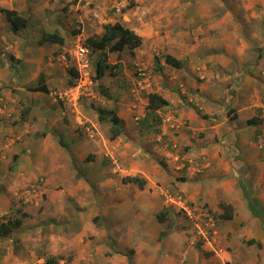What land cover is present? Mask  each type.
<instances>
[{
    "label": "crops",
    "instance_id": "crops-1",
    "mask_svg": "<svg viewBox=\"0 0 264 264\" xmlns=\"http://www.w3.org/2000/svg\"><path fill=\"white\" fill-rule=\"evenodd\" d=\"M97 1L93 9L81 0H0L28 19L14 30L0 11V213L19 201L27 214L0 236L1 263L264 264V223L250 208L257 199L264 209V0H133L120 11L99 10ZM106 11L114 16L100 23ZM108 21L142 37L133 50H98L108 63H126L98 79L108 98L100 107L121 118L115 139L95 100L54 96L72 77L62 56L69 28L76 22L78 32L102 35ZM44 33H58L61 43ZM150 92L168 104L149 107ZM141 120L179 125L153 147L169 165H151L152 150L136 147ZM168 145L188 147L184 163ZM178 167L184 177L170 183ZM168 193L219 215L222 252L218 241H196L193 220ZM221 203L233 206L231 219L220 217Z\"/></svg>",
    "mask_w": 264,
    "mask_h": 264
},
{
    "label": "trees",
    "instance_id": "trees-1",
    "mask_svg": "<svg viewBox=\"0 0 264 264\" xmlns=\"http://www.w3.org/2000/svg\"><path fill=\"white\" fill-rule=\"evenodd\" d=\"M132 5V4H131ZM130 7V6H128ZM0 11L5 13L8 21L11 22L12 28L15 29H24L28 25V19L22 15H20L16 10L7 9L0 7ZM58 33H44V38L49 39L50 41H60L62 38H58ZM88 42L92 46L94 50H122L125 47H128L130 50L138 47L142 43V37L137 34L131 28L123 25L120 22H115L113 24L106 25V31L102 35H93L88 37ZM104 55V53H103ZM101 55L100 58L96 62L97 75L96 79H100L107 71L113 75L115 74L116 65H111L107 62L105 57ZM166 60L174 66L181 67L182 63L176 60L171 55L166 56ZM73 78L70 80V83H75L74 76L75 73L72 70ZM35 89H46L45 85H38ZM149 96V107L151 108H159L168 104V101L159 95L156 92H150ZM98 116L100 120H108L111 123L110 127V138L115 139L122 133V127L120 125L121 118L118 116L117 112L114 109H104L102 107L97 108ZM250 125L256 124V120H250L248 122ZM128 181L136 182L140 188L144 185V180L138 176H129L127 177ZM259 202L257 199H251L250 208L253 214L257 217L262 218V222L264 223V209L258 207ZM223 212L220 214V217L223 219H231L233 217L234 208L232 205H228L225 203L220 204ZM22 216L19 218L11 219L9 218L6 221L0 222V236L7 237L10 236L11 233L18 227H20L23 223V218L27 215L25 212L21 213ZM160 221H164L165 218L163 215H158ZM58 260L56 257L48 258L46 264H58Z\"/></svg>",
    "mask_w": 264,
    "mask_h": 264
},
{
    "label": "built area",
    "instance_id": "built-area-1",
    "mask_svg": "<svg viewBox=\"0 0 264 264\" xmlns=\"http://www.w3.org/2000/svg\"><path fill=\"white\" fill-rule=\"evenodd\" d=\"M92 54L93 48L88 44L85 38L81 35H77L75 37L74 46L67 51V54L63 53L62 55L65 65L69 68L74 67L77 74L76 81L65 89L56 90L54 96L57 100L65 103L77 104L81 99H89L92 102L98 99L99 93L96 90L97 83L94 78ZM139 71L142 72L143 70L140 69ZM141 74L144 75L143 73ZM138 85L142 88L144 87L142 86V82H138ZM181 168L183 167H178L177 169ZM32 188L36 189V184H33ZM166 199L168 203H176L184 210H187L196 226L197 234L199 235L196 240L201 237L207 241H218V252L223 251L224 248L217 237V220L207 208L202 205L190 208L187 202L179 194L172 195L171 193H168Z\"/></svg>",
    "mask_w": 264,
    "mask_h": 264
},
{
    "label": "rangeland",
    "instance_id": "rangeland-1",
    "mask_svg": "<svg viewBox=\"0 0 264 264\" xmlns=\"http://www.w3.org/2000/svg\"><path fill=\"white\" fill-rule=\"evenodd\" d=\"M89 0H81V5H84V4H87V7H90V8H98V1L97 0H93L91 3L90 2H88ZM66 2V1H65ZM71 4H78V3H80V0H71V2H70ZM101 6H100V8H99V10L100 9H108V10H110V9H113L112 7H111V1H110V5H109V2L107 1V0H101V4H100ZM116 11V10H115ZM114 11V12H115ZM92 14H94V13H92ZM114 16V13H108L107 11L105 12V13H103L102 14V16H103V19H102V21L100 22V23H104V21H106L105 19H111V16ZM109 23H111L110 21H108L107 23H105V25L106 24H109ZM72 25V24H71ZM161 27H165V30H167V25H166V23H163V24H161ZM80 29V27H79V25H77V23L75 22V24H73V27L71 26L70 28H69V31H68V34H67V36L68 37H71V39H69L70 41H68V43L67 44H69V46H71V47H73L74 46V42H75V37H76V34L78 33V30ZM68 30V29H67ZM81 31V30H80ZM79 31V32H80ZM86 36V35H85ZM105 52V51H104ZM109 52H112V51H110L109 50ZM100 56L101 55H98V50H94V52H93V59H94V62L96 63L97 62V60L100 58ZM104 57H105V59L108 61V59H109V53L108 52H105L104 53V55H103ZM111 60L112 61H115L116 59H115V57H111ZM123 62V61H122ZM122 62H120V63H110L111 65H116L117 67H116V69L115 70H120L122 67H123V65H126V63H125V61H124V63H122ZM123 64V65H122ZM132 66H135V63H130ZM108 73L110 74V71H108ZM142 75V74H141ZM138 82L139 81H137L136 82V85L137 86H139L138 85ZM140 82H142V81H140ZM142 86H144L143 88H141V89H146V88H149L148 87V85L146 86L145 84H144V82H142ZM100 86V87H99ZM99 86H97V90L98 91H100V99H99V104H96L98 107H100V106H105L104 105V103H105V101L108 99V98H106L103 94H105V91H104V89H102V86L99 84ZM104 91V92H103ZM112 96H110V98H111ZM88 100V99H87ZM84 102H86V101H84ZM88 104H90L91 102L90 101H88L87 102ZM143 120V119H142ZM141 120V121H142ZM169 122V121H168ZM167 122V123H168ZM142 123L143 124H141L142 125V128H140L141 129V131H140V133L138 134L139 135V141H136L135 142V145H136V147H141L142 149H143V151H145V150H148V151H150V150H152V151H150V152H153V154L155 155L154 156V158H152V157H147L149 160H152L151 161V165H161V164H164V165H169L170 164V162H166V160H164V159H166L167 158V156L166 155H164L165 157H161V155H159V153L157 152V151H155L154 149H153V147L154 146H161V147H163V145L159 142V141H163L162 140V138H165V136H167V135H165V133L163 132L164 130H167L168 131V135L170 136V132L171 131H173V129H174V131L172 132V133H176V130L178 129V126L179 125H177V124H174L173 123V125L172 126H169V125H167V123H166V128H163V129H161L160 128V125L159 124H157V123H155V125H154V123L153 124H150V120H148V121H142ZM157 125V126H156ZM252 125H254V124H252ZM89 127V126H88ZM106 127V126H105ZM138 127H140V125H138ZM93 128V127H92ZM171 128H172V130H171ZM263 128H264V126H263ZM89 131H90V129H89ZM261 132H264V131H261ZM88 133V132H87ZM106 134L107 135H109V130L108 129H106ZM159 135L161 136V139L159 138ZM165 135V136H164ZM164 136V137H163ZM159 139V140H158ZM16 143V142H15ZM259 146V148L263 151V159H264V138H263V141L261 142V144H259L258 145ZM166 147V146H165ZM167 149H170L171 151H173L174 153H173V155H177L178 156V159H177V161H180V160H182V162L184 163L185 162V159H183V155L184 154H186L187 153V151H188V147L184 150V147H182V148H180L179 150L177 149V148H174V146L173 147H171V146H167ZM159 165V166H160ZM184 169V167L183 168H181V169H178L177 171H178V173L177 174H169V176H171L170 177V183L171 182H174V179L176 180L177 179V177L179 178V179H181L182 177H184V174H185V171L183 170ZM248 174H246L245 175V178L247 177L248 178ZM261 178L262 179H264V174L262 173L261 174ZM173 177V178H172ZM250 177V176H249ZM126 179H127V177H125ZM251 179V178H250ZM248 179H246V181H247ZM251 180H253V179H251ZM259 181H261V179H258ZM248 184V183H247ZM1 188V187H0ZM175 191H179L181 194H183L184 193V191L182 190V189H179V190H177V189H175ZM250 192H252L251 190H250ZM185 194V193H184ZM251 194V193H250ZM253 194V193H252ZM255 195V194H254ZM226 204V203H225ZM14 207H13V210H11V211H9V212H7V213H3V214H1L0 213V222H2V221H6V220H8L9 218H11V219H14V218H19V217H21L22 216V211H24L23 209H25L26 208V205H24L22 202H19V201H17L16 203H14ZM221 207V206H220ZM223 212V211H222ZM215 218L217 219V218H219V215H216L215 216ZM218 224H219V221H218V223H217V227H218ZM221 244H222V242H221ZM223 245V244H222ZM225 247V246H224ZM226 249H228L229 247L227 246V247H225ZM109 253V254H108ZM108 253H106V255L108 256V255H110V252H108ZM2 255H3V252H0V259L2 258ZM0 264H2L1 263V261H0Z\"/></svg>",
    "mask_w": 264,
    "mask_h": 264
},
{
    "label": "clouds",
    "instance_id": "clouds-1",
    "mask_svg": "<svg viewBox=\"0 0 264 264\" xmlns=\"http://www.w3.org/2000/svg\"><path fill=\"white\" fill-rule=\"evenodd\" d=\"M133 0H111V7L114 9V10H117V11H120L121 9H124V8H126L127 6H129V4H130V2H132ZM109 24H111V23H109ZM77 35H81L83 38H85V40L88 42V37L89 36H85L82 32H78L77 34H76V36ZM91 36H93V35H91ZM88 44H89V42H88ZM90 45V44H89ZM91 46V45H90ZM92 47V46H91ZM72 47H70L69 49H67L65 52H66V54H67V51L68 50H70ZM93 52H94V49H93ZM92 60H93V67H94V78H95V80H96V83H97V86H99V84H98V79H96V75H97V69H96V63L94 62V59H93V54H92ZM68 69L70 70V72L72 73V70L74 71V73H75V76H74V80L76 81V76H77V74H76V71H75V69H74V67H72V68H69L68 67ZM111 74V73H110ZM72 77H71V79L73 78V75H71ZM74 84V83H73ZM71 85V83L67 86V87H69ZM66 87V88H67ZM100 87V86H99ZM139 88H142V87H140V86H138ZM65 89V88H64ZM98 88H96V90H97ZM62 90V89H61ZM56 91V90H55ZM97 92L99 93V95H98V99L97 100H95V102H96V104H99V99H100V91H98L97 90ZM95 104V105H96ZM89 131V130H88ZM212 213V212H211ZM213 214V213H212ZM214 215V214H213ZM215 216V215H214ZM217 220V219H216ZM199 240H201V237H199V239L198 240H196V241H199Z\"/></svg>",
    "mask_w": 264,
    "mask_h": 264
}]
</instances>
